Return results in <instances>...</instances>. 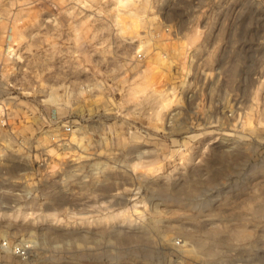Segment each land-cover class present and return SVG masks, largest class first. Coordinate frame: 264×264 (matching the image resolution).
Returning a JSON list of instances; mask_svg holds the SVG:
<instances>
[{
  "label": "rangeland",
  "instance_id": "374dc122",
  "mask_svg": "<svg viewBox=\"0 0 264 264\" xmlns=\"http://www.w3.org/2000/svg\"><path fill=\"white\" fill-rule=\"evenodd\" d=\"M3 110L0 264H264V0H0Z\"/></svg>",
  "mask_w": 264,
  "mask_h": 264
},
{
  "label": "built area",
  "instance_id": "2783aa9c",
  "mask_svg": "<svg viewBox=\"0 0 264 264\" xmlns=\"http://www.w3.org/2000/svg\"><path fill=\"white\" fill-rule=\"evenodd\" d=\"M52 125L49 127V139L52 145L55 147L58 152L60 149L69 148L71 141V134L73 133V127L67 122H62L59 119H51ZM9 126L8 116L6 111L0 112V129L6 128ZM174 245L177 248H181L183 246V241L181 238L174 239ZM4 251L12 254L14 257L21 261H26L32 256V248L31 245L27 242H17V243H9L8 241L3 243ZM228 258L216 264H261L258 261H251L250 255L246 254L245 257H241L239 255H235L234 253H227ZM171 264H189L184 262L181 259H173Z\"/></svg>",
  "mask_w": 264,
  "mask_h": 264
},
{
  "label": "bare ground",
  "instance_id": "6f19581e",
  "mask_svg": "<svg viewBox=\"0 0 264 264\" xmlns=\"http://www.w3.org/2000/svg\"><path fill=\"white\" fill-rule=\"evenodd\" d=\"M50 151H53V150H50ZM145 250H146V249H145ZM143 251H144V250H143ZM144 253H145V254H144V257H145L146 259H153V258H154V255L151 254L150 252H148V250L145 251Z\"/></svg>",
  "mask_w": 264,
  "mask_h": 264
}]
</instances>
